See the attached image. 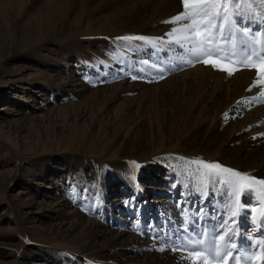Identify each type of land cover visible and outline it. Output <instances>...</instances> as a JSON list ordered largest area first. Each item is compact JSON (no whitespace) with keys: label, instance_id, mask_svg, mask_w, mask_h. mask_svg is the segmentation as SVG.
<instances>
[{"label":"rangeland","instance_id":"374dc122","mask_svg":"<svg viewBox=\"0 0 264 264\" xmlns=\"http://www.w3.org/2000/svg\"><path fill=\"white\" fill-rule=\"evenodd\" d=\"M241 3L239 26L264 40V3ZM184 11L183 0H0V264H190L224 233L222 216L230 231L215 243L264 264V244L244 239L264 240L260 212L232 224L259 194L241 189L237 206L192 163L264 179V76H229L169 43Z\"/></svg>","mask_w":264,"mask_h":264},{"label":"snow or ice","instance_id":"6c2138e0","mask_svg":"<svg viewBox=\"0 0 264 264\" xmlns=\"http://www.w3.org/2000/svg\"><path fill=\"white\" fill-rule=\"evenodd\" d=\"M261 3H264V0H261ZM183 4L185 11L169 22L187 21V23L174 28L170 33L166 34L169 36L168 42L175 43L188 51L196 58V62H202L205 65H211L214 68L226 71L229 76L233 75L235 71L241 70L242 67L255 68L257 71L256 82L259 83L261 76H264V50H258L257 45L264 47V40L253 34L249 27L241 28L239 26L238 21L243 19L241 0H183ZM247 4L249 7L253 6L254 0H247ZM252 14L255 15L256 13ZM237 33L244 37H249L250 40L238 41ZM133 38L123 37L122 39ZM135 39L143 38L135 37ZM228 45H231V51L227 50ZM186 62L189 64L193 63L192 60ZM157 71L163 73L164 69L158 68ZM132 78L136 79L135 76ZM160 78H164L163 75ZM261 95H264V92ZM192 163L206 170V175L215 176L219 183L228 186L233 191V194L237 196V206H239L238 195L241 189L253 195L259 194L260 200L257 201L259 207L247 209L241 207L240 211L245 213L243 216L237 211H232V217H236V219L232 220L233 225L240 223L241 220L250 218L254 223L255 216L253 214L258 211L264 218V179H255L242 175L238 171L222 167L218 162L192 161ZM221 174H227V178H224ZM225 225H228V220L222 216L221 223L217 227L223 228L224 233L216 234L215 229H213L211 247L204 249L203 253L199 250L189 253V255L196 257L190 264H199V258L202 254L204 264H211L213 260L219 262L222 257L223 264H229V260L235 261V264H241L238 257L231 252L225 254L224 249L215 243L217 239L224 240L225 235L230 231V228H225ZM203 234L201 233V235ZM235 235L236 233H233V237ZM244 239L251 241V244L248 245L249 247L264 244V240L257 241L251 235ZM197 243H204V241L200 240ZM227 247L237 248V245L230 239ZM173 250L183 251L184 249L173 248ZM246 259L251 260L252 257L246 256Z\"/></svg>","mask_w":264,"mask_h":264}]
</instances>
